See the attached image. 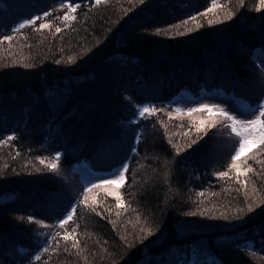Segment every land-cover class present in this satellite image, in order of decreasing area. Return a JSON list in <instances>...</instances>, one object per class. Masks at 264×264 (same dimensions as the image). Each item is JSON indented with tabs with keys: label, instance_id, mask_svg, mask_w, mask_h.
Wrapping results in <instances>:
<instances>
[{
	"label": "trees",
	"instance_id": "16d2710c",
	"mask_svg": "<svg viewBox=\"0 0 264 264\" xmlns=\"http://www.w3.org/2000/svg\"><path fill=\"white\" fill-rule=\"evenodd\" d=\"M61 2L0 0V264H264V146L229 168L227 119L171 102L264 99L259 0ZM83 163L125 181L81 202Z\"/></svg>",
	"mask_w": 264,
	"mask_h": 264
},
{
	"label": "snow or ice",
	"instance_id": "6c2138e0",
	"mask_svg": "<svg viewBox=\"0 0 264 264\" xmlns=\"http://www.w3.org/2000/svg\"><path fill=\"white\" fill-rule=\"evenodd\" d=\"M142 3L143 0H140ZM96 3H100V0H96ZM240 3L243 4L244 0H240ZM67 4V7L69 10H74L77 5L70 2V0H62L61 4L59 5L61 8H63ZM213 5H215V0H213ZM257 9H264V0H259V3L256 5ZM210 9H205V11H208ZM43 16H48V12H44L42 14ZM65 17H69V13L65 12L64 13ZM69 18H74V17H69ZM40 19V17L37 16H32L31 19H24L22 22L18 25V27H23L25 25H30L33 24L36 20ZM211 23V21H209ZM47 23H41L39 25L40 28H45L47 27ZM56 31L59 32L60 28L57 27ZM157 32L160 31V29H156ZM3 39H11L9 36L3 37ZM216 108L217 111L219 112V115L223 118H226L228 121H230V127L232 132L237 133V135L240 137L239 139V146L235 149L234 154L231 156V163L228 165L229 168H234L239 170L240 165L237 164L238 158H240L247 149L251 148L255 144L259 143L261 146H264V99H260L258 103L255 105V110L252 115V119L249 120H244L239 118V116L226 108L220 107L218 105H208V104H199L197 105L196 108H188L187 111L189 113L193 111H197L199 109H206L209 111V113L212 112L213 108ZM155 111L154 108H149V106L145 105L143 109L140 111V115L143 116L145 112H151ZM180 109L177 108V112H179ZM203 124V122H202ZM211 127V125H209ZM251 129V131H249ZM197 133H199V127L197 128ZM13 136L15 133L12 134ZM6 139H11V137H6ZM4 141H0V143H3ZM197 142L195 140L192 141V144H188L187 147L191 148L193 144H196ZM132 151H136V149H131ZM176 152L179 153L181 152L180 148H176ZM55 157L58 159L61 156L60 152H56ZM52 167L55 169L56 164L53 163ZM128 169L127 164H122L119 169H117L118 175L116 173H113V178L110 180H102L99 179L95 184L89 183L88 187L84 188L83 190V200L81 202H86L87 200V193L95 187H99L104 184H115L117 182H123L125 180V171ZM244 171H247V168L244 169ZM217 176H226L227 173L220 171L215 173ZM109 195H114L117 199V203H121L120 199V193L112 190H108ZM75 211V205H72L70 203V208L67 211V213L64 215L63 219L58 220V223L60 225H64L68 219L71 218L73 215V212ZM249 211H251V206H249ZM201 215H204V213H201ZM28 221H34V217L29 215L27 217ZM227 219V217H225ZM38 223L40 225H45L44 220H39ZM68 236L65 235V239H67ZM47 249H45L46 251ZM36 259H39V256L36 257Z\"/></svg>",
	"mask_w": 264,
	"mask_h": 264
},
{
	"label": "rangeland",
	"instance_id": "374dc122",
	"mask_svg": "<svg viewBox=\"0 0 264 264\" xmlns=\"http://www.w3.org/2000/svg\"><path fill=\"white\" fill-rule=\"evenodd\" d=\"M256 58L262 66H264V58L260 55L257 54ZM172 104L174 107L177 109L179 108L180 111L188 112V108H196L197 105L199 104H208V105H218L220 107L226 108L227 110L237 114L239 118L244 119V120H249L252 119V115L254 113L255 107L251 105L248 102L242 101L236 95H234L232 92H226L225 90L221 89H216L215 91L209 92L206 89L201 90V94L199 96H194L192 93H180L177 96H175L171 100ZM197 111H204L205 113L212 115V114H219L217 109L214 107L212 109V112L209 113L208 110L206 109H199ZM225 125L229 127L230 133L235 136L236 138V145L233 151V154L235 152V149L239 146V139L240 137L237 135V133L232 132L231 127H230V121L224 120ZM251 131V129H249ZM260 145L259 143L255 144L251 148L247 149L244 154L248 153L251 151L253 148L257 147ZM243 154V155H244ZM74 171L77 172L80 176L81 179L85 185V188L88 187L89 183L95 184L97 180L102 179V180H110L113 178V173H116L118 175V172L115 171L113 173H96L92 169L89 168V166L85 163L76 166L74 168ZM125 181V180H124ZM123 182H117L115 186H120L122 185ZM109 184H104L101 186H105ZM99 186V187H101ZM96 188V187H95Z\"/></svg>",
	"mask_w": 264,
	"mask_h": 264
}]
</instances>
